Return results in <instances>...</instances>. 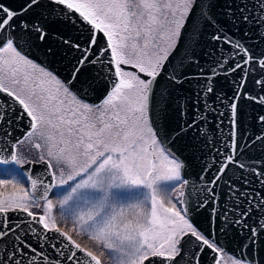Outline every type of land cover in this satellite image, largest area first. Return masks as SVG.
Listing matches in <instances>:
<instances>
[{
    "label": "snow or ice",
    "instance_id": "obj_1",
    "mask_svg": "<svg viewBox=\"0 0 264 264\" xmlns=\"http://www.w3.org/2000/svg\"><path fill=\"white\" fill-rule=\"evenodd\" d=\"M214 6L22 0L16 8L0 0V187L11 188L0 194V264H206L209 253L220 264L217 231L237 228L250 243L230 264H259L264 160L250 166L245 150L264 147V114L255 117L259 135L241 144L237 130L243 102L264 107V52L246 42L249 32L238 38L217 20ZM224 7L237 32L250 26L264 41V0ZM69 25L76 35L63 30ZM205 36L216 53L207 69ZM41 46L46 57L67 60L66 78L31 58ZM221 78L230 96L218 89ZM192 79L193 95L174 99ZM93 94L99 103L85 99ZM225 116L230 134L210 137ZM25 119L20 136L9 131ZM193 131L198 159H212L197 175L203 187L185 175L181 145ZM201 209L210 213L207 231L191 215Z\"/></svg>",
    "mask_w": 264,
    "mask_h": 264
},
{
    "label": "water",
    "instance_id": "obj_2",
    "mask_svg": "<svg viewBox=\"0 0 264 264\" xmlns=\"http://www.w3.org/2000/svg\"><path fill=\"white\" fill-rule=\"evenodd\" d=\"M11 5L13 7L18 8L22 0H9ZM210 2V0H204L205 5H207ZM226 3H232V0H215V6L213 7L212 11L215 15L216 19L224 23L228 30L235 33V35L238 38H243L244 32H249V37L245 38L246 42L253 46V50L256 52L257 55H259L261 52H264V41H261L258 38L257 32L255 28H252L251 31L249 30L250 26L241 25L240 31H236V29L233 27L232 23L229 21V18L224 15L225 11L227 10L224 5ZM236 3H239V0H236ZM233 10L236 11L235 5H233ZM237 15H239L238 11L236 12ZM63 30L72 32L71 26L65 27ZM210 32L211 29H208ZM260 32H264V28L260 29ZM73 35H76L75 32H72ZM208 37H204V43H202L201 47L206 48V50L210 53H212L211 56H205L201 58V64L202 66L207 69L211 66L209 61L212 60L213 57H216V53L213 51L212 46L210 43H207ZM197 53L201 52V48L196 49ZM181 55H183V51L181 52ZM31 58L40 63L41 65H46L50 70L54 71L60 78H66L67 72L65 71V66L67 64V60H64L61 62L62 57L57 56L55 59L51 57H46L43 54V46L40 48H33L31 52ZM177 65H179V57H177V60L175 62ZM195 68H190V73H195ZM218 89L222 91L226 96L231 95V86L230 84L225 81L224 79H220L218 85ZM197 90V81L195 79H192L190 83H185L183 86V89H179L173 93V98L179 97L181 100V103H184V98L191 97L193 93ZM249 90H252V86H249ZM255 91H258L255 90ZM89 103H99L102 99V96L99 95H89L85 98ZM175 107V105H173ZM218 110L221 112H227V109L224 107H219ZM258 114H264V107H261L256 104H249L247 102H243L240 110L239 115V122L240 126L237 130V138L240 139V143L243 144L246 142L248 137H254L255 135L260 134V128L256 123L255 117ZM177 119H179V116L177 114ZM224 124L221 125L220 130L217 132H211L209 131V136L223 141L227 138V136L230 134V128L228 124L227 116L224 118ZM217 124V121L212 119L211 120V126L215 127ZM28 127V121L25 119L24 121L18 122L15 125H13L12 128L9 129V131H12L15 136H20L24 131L27 130ZM207 130V127L206 129ZM193 137H196V132L193 131L189 134V136L186 138L184 142H182L181 150L183 153V158L186 159V162L188 164V167L185 170L186 178L189 179L190 183L197 184L198 187H203L202 184L197 180V175L200 171V166L202 163H211L212 159L211 156L207 158L206 161H201L198 159V157L201 155V153L195 149L194 145L199 141V137L194 141ZM259 144V142H258ZM185 145H191V147L185 148ZM217 147H219V144H217ZM247 152V159L248 157L251 158L249 161L250 166L252 167H260L259 164L254 163L257 159L264 160V147L256 146L252 147L250 149L245 150ZM42 167V166H37ZM233 179H237L240 177L241 173L233 170L232 172H229L228 174ZM244 176H247L249 180H253V177L249 175V171L247 169L244 170L243 173ZM255 187H259L258 184L255 185ZM223 185L221 189H217V191H222ZM197 196V190H193L192 192V198L195 199ZM227 207V204L224 205ZM209 210L207 209H201L199 212H193L192 218L194 221H196L199 226L207 231L210 228L209 224ZM229 219H232V217H229ZM258 219L257 216H253L252 220L249 221V224H252L254 221ZM217 235H219V239L222 242L223 249L227 251L228 253L234 255L235 257H239L242 254V246L246 243H250L247 240V232L244 230H241L239 228L237 229H229L227 235L219 234L217 231ZM256 250H257V256L256 259L259 262V264H264V235L260 236L258 238L257 244H256ZM211 253H209L205 257L206 264H213L211 260Z\"/></svg>",
    "mask_w": 264,
    "mask_h": 264
},
{
    "label": "flooded vegetation",
    "instance_id": "obj_3",
    "mask_svg": "<svg viewBox=\"0 0 264 264\" xmlns=\"http://www.w3.org/2000/svg\"><path fill=\"white\" fill-rule=\"evenodd\" d=\"M36 62V61H35ZM38 63V62H37ZM69 227H71V224L69 223L68 225ZM79 239V238H78ZM88 240L85 238V239H81L80 242L81 243H84V244H88L86 243ZM89 242V241H88ZM90 245V244H88ZM232 257H235L234 255L228 253L227 251H223V253L220 255V264H230V260Z\"/></svg>",
    "mask_w": 264,
    "mask_h": 264
},
{
    "label": "rangeland",
    "instance_id": "obj_4",
    "mask_svg": "<svg viewBox=\"0 0 264 264\" xmlns=\"http://www.w3.org/2000/svg\"><path fill=\"white\" fill-rule=\"evenodd\" d=\"M10 191H11L10 187L9 188L0 187V194H3L4 196H7ZM86 243L91 244L90 241L89 242L87 241ZM229 260H231V259H229Z\"/></svg>",
    "mask_w": 264,
    "mask_h": 264
}]
</instances>
